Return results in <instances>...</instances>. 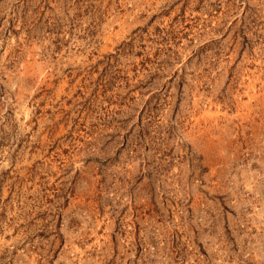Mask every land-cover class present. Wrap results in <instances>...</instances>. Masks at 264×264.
Returning a JSON list of instances; mask_svg holds the SVG:
<instances>
[{
    "label": "rangeland",
    "instance_id": "374dc122",
    "mask_svg": "<svg viewBox=\"0 0 264 264\" xmlns=\"http://www.w3.org/2000/svg\"><path fill=\"white\" fill-rule=\"evenodd\" d=\"M0 264H264V0H0Z\"/></svg>",
    "mask_w": 264,
    "mask_h": 264
}]
</instances>
